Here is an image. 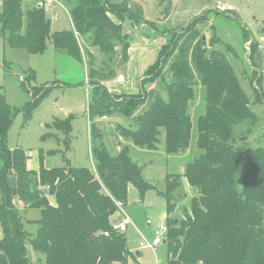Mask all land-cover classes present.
Returning <instances> with one entry per match:
<instances>
[{
    "label": "trees",
    "instance_id": "trees-1",
    "mask_svg": "<svg viewBox=\"0 0 264 264\" xmlns=\"http://www.w3.org/2000/svg\"><path fill=\"white\" fill-rule=\"evenodd\" d=\"M65 1L72 4L74 31L53 33L42 3L26 6L25 0H3L1 36L11 48L33 55L44 53L51 41L56 53L82 61L78 34L88 37L89 48L109 57L121 46L126 58L131 33L125 24L136 27L143 22L140 7H130L131 0ZM199 17L180 32H168L171 44H162L155 64L142 81V89L156 82L163 77L158 71L162 74L170 62L173 80L167 86L168 101L152 90L110 95L102 85L93 89L89 115L95 173L73 166L47 169L42 154L39 171L30 170L24 150L7 146L14 118L22 111L27 120L57 82L39 97L32 95L21 109L13 108L0 91V264H128L131 251L127 235L114 230L111 217L118 210L116 202L128 200L130 184L142 195L149 187L143 185L141 169L133 162L128 147L116 157L110 155L102 141L98 118L109 113L126 119L134 117L136 129L124 130L123 135L142 149L157 148L159 129L163 128L167 134L166 154H183L191 146L193 122L189 110L198 84L206 89L205 112L198 122L199 156L186 165L182 175L168 174L166 178V263L264 264V147H252L244 153L236 147L240 139L235 137L236 127L250 123L256 115L227 56L223 52H204V31L196 26L208 19L207 15ZM256 47L252 45L253 56ZM96 73L92 65L89 76ZM26 74L25 82L36 80L34 70ZM149 75L152 77L147 79ZM141 98L145 99L143 103ZM147 102L149 109L134 116ZM52 124L69 135L70 118L55 119ZM183 177L195 193L184 197L190 207L187 212L181 207L186 213L180 220L170 215L180 204L175 192ZM40 188L47 189V193ZM17 201L38 210L40 218H23ZM176 211L180 212L178 208ZM29 225L38 226L37 232ZM178 239L181 244L176 248ZM29 247L36 256L32 253L31 257Z\"/></svg>",
    "mask_w": 264,
    "mask_h": 264
},
{
    "label": "rangeland",
    "instance_id": "rangeland-1",
    "mask_svg": "<svg viewBox=\"0 0 264 264\" xmlns=\"http://www.w3.org/2000/svg\"><path fill=\"white\" fill-rule=\"evenodd\" d=\"M2 1L0 0V13L3 10ZM26 1L25 5L27 6ZM31 1H28V4L33 3ZM112 1L117 2L118 0ZM178 1L164 0L161 3V0H131L130 7H140L144 16L143 22L136 27H133L129 22L126 23L125 29L131 33L130 47L133 57L139 58L143 66L148 65L156 57L158 58L162 44H171L172 35L167 33L183 28L175 25V22L179 24L193 16L195 19L207 15L208 20L206 22L201 20L200 24L196 26L201 32L204 31L207 51L209 54L212 51L223 52L227 56L234 67L240 85L250 99L252 111L256 115V119L250 123L236 127L235 137L241 140H237L236 147L244 153L252 147H264V56H262L263 64L257 70L255 78L256 54L254 52V56L251 55L252 45L262 48L261 53L263 52L264 55V0ZM56 4V6H50L49 9L44 7L48 19L53 20L52 31H72L69 16L72 4L65 0H57ZM170 4L172 5L166 12V8ZM53 5H55V0ZM56 13L60 17L57 20ZM191 22L184 25V28L188 27ZM77 37L81 51L83 50L84 56H86L88 69L90 70L93 65L98 73L93 75L94 78L103 79L110 77V74H112L111 77H117L119 71L123 70L119 53L121 46L118 47L115 55L109 57L100 51L89 48L88 37H81L78 34ZM49 45L53 46L51 41H49ZM47 51L45 52L47 54L33 55L23 49L11 48L7 39L3 38L0 33V91L13 108L21 109L32 95L34 96L36 93L34 97H39L40 93H44L48 87L52 86L51 83L57 80L56 66L48 56L51 53L49 51L53 50ZM91 51L94 52L93 56ZM167 64L162 74L161 71H158L163 77L150 85L143 86L144 92L158 91L165 101H168L169 98L167 86L173 80L170 62ZM59 68L62 71L66 68L71 72V75L78 73L76 69L65 64H61ZM30 69L35 71L36 80L25 82L26 72ZM150 77L152 76L149 75L147 79ZM62 80L67 81L66 79ZM195 88L196 99L190 103L189 110L193 122L191 146L180 155L168 156L166 154L167 134L163 128L159 129L157 148L142 149L136 146L133 140L128 139L129 137L125 134L123 135L124 130L133 131L136 129L137 121L134 117L126 119L117 113H109L107 116H102L101 119L98 118L97 125L102 129V141L110 155L116 157L121 149L128 147L127 150L133 162L141 169L143 185L149 187V190L142 195L133 184H130L126 203L116 202L117 209L122 208L131 220L128 232L127 230L122 232L126 233L128 248L133 252V255L129 257L128 264H167L168 254L166 251L168 249L166 250L163 244L156 250H140L138 247L150 240L149 234L152 232L151 239H155L156 232L162 228L165 229L167 238L169 226L167 221L162 223L165 211L167 212V200L164 196L167 175L175 173L182 175L186 165L199 156L198 122L205 112L206 89L202 84H198ZM141 90L138 94L142 92ZM91 101L92 91L90 89L65 87L63 84L55 86L27 120L22 111L14 118L7 134L8 148L11 150L23 149L29 156L28 168H31L30 170L40 168L39 156L42 154L43 164L47 169L73 166L87 168L95 173L97 162L92 150V134L87 112ZM144 101V98L140 99L141 103ZM147 109H149L148 102L142 105L134 116L139 117ZM67 117L70 118L71 124L68 136L57 131L52 124L56 118L67 119ZM248 132L250 133L248 134ZM120 135L125 137H118ZM44 136L47 138L43 139ZM40 190L42 193H47L45 188H40ZM194 193L195 190L183 177L181 187L175 192L177 201L180 202L177 207L180 212L176 211V208L170 217L179 216L180 220L184 219V215L190 207L184 197L189 194L191 197ZM52 204L55 205L54 198ZM17 205L21 207L22 216L26 220L40 218L38 210L31 209L28 205H22L19 201H17ZM181 207L187 208L185 213L181 212ZM168 217L167 212V219ZM111 218L113 224L122 220L118 211ZM33 225H29L28 228L30 229ZM37 227L33 226L36 232ZM31 249L29 247L32 257ZM33 256L36 255L33 253Z\"/></svg>",
    "mask_w": 264,
    "mask_h": 264
},
{
    "label": "crops",
    "instance_id": "crops-1",
    "mask_svg": "<svg viewBox=\"0 0 264 264\" xmlns=\"http://www.w3.org/2000/svg\"><path fill=\"white\" fill-rule=\"evenodd\" d=\"M28 1H30V0L26 1L27 5H29V6L30 5L32 6L35 3H38V2L40 3L41 2V0H32L33 3L28 4ZM56 1L57 0H55V5H53V6L57 5ZM179 1H181V0H179ZM53 6H51V7H53ZM69 16H70V14H69ZM55 18H56V20L60 18L57 15V13L55 14ZM70 18H71V16H70ZM193 19H194V16L190 17L189 19L187 18L186 22H181L179 24H177L175 22V25H177L178 27H183L181 29H184V25H186L188 22H191ZM52 21L53 20H51V25H52ZM71 26H72V31H74V25H73L72 20H71ZM125 27H126V24H125ZM180 30H175L174 29L173 31H180ZM51 31H52V28H51ZM52 32L54 33V32H58V31L55 30V31H52ZM61 32H63V31H61ZM167 34H169V33H167ZM161 47H162V45H161ZM49 48H53V49H49ZM129 49L130 50H128V54H127L126 59H125V57L123 56L122 48H119L120 62L123 64V66H121L123 68V70L119 71L117 77H111L112 74H110V77L108 76V77L103 78V79L102 78L98 79V78H94V77H90L89 76V69H88V65H87V59H86V56H84V51L83 50H82V52H83V61L81 62V61H77L74 58L69 57L67 55L56 53L54 47L49 45L47 50H53V51H49L51 53H49L48 56L51 59V61L54 62L55 66H56L57 73H58L57 80L53 81L52 83L57 82L58 84L56 86H59V85L63 84L65 87H76V88L87 89V90L90 89V91H92V100H93V89L97 88V86H99V85H102L105 88H107L108 89V93L110 95H132V94L135 95V94L139 93V91L141 90L142 81L146 78L145 74L148 71V69L155 64V62L157 60V57H156V59L153 62L151 61V63H149L148 65L143 66L142 62L140 61L139 58L133 57L132 48L130 47ZM261 49L262 48H260V47H257V49H256V70H258L260 68V66L263 64V62H262L263 61V57L262 56H264V55H263V52L261 53ZM47 50L45 52H48ZM45 52L42 53V54H47ZM89 53H88V55H90ZM92 53H94V52L92 51ZM36 55H38V54H36ZM124 59H125V62H124ZM61 64H65L66 66H69V67H72L73 69H76L78 71L77 75H71V72L67 71L66 68H65L64 71H62L59 68V66ZM99 74H101V73H99ZM67 76H72V77H67ZM62 79H66L67 81H64ZM87 112H88V115H89V105H88ZM56 119H58V118H56ZM62 120H65V119H62ZM89 121H90V115H89ZM90 132H91V129H90ZM32 170H35V169H32ZM35 171H39V169H37ZM178 217H176V219H179ZM166 219H167V212L165 211L164 220L162 221V223H165L167 221ZM129 227L130 226H128V229H129ZM128 229H127V232H128ZM152 233L149 234L150 235V240L146 244H141L138 247L140 250L148 248L147 244L152 242V239H151L152 238ZM162 244L164 245V247H166L165 249L167 250L166 242L164 241V242H162ZM148 249H150V248H148ZM156 249H157V247L155 248V250ZM166 254H167V251H166ZM131 255H133V252H131Z\"/></svg>",
    "mask_w": 264,
    "mask_h": 264
},
{
    "label": "built area",
    "instance_id": "built-area-1",
    "mask_svg": "<svg viewBox=\"0 0 264 264\" xmlns=\"http://www.w3.org/2000/svg\"><path fill=\"white\" fill-rule=\"evenodd\" d=\"M53 3H54V0H42V4L46 6L47 8L53 5ZM117 211L121 214L122 220L121 222L120 220H118V222L115 225H113V228L114 230L118 232H124L127 230V227L130 224L131 220L129 219V217L126 215L125 211L122 208H118ZM165 232L166 231L163 228L157 231L155 234V239H153V242L151 244H147L148 245L147 247L154 249L158 245L162 244L165 238Z\"/></svg>",
    "mask_w": 264,
    "mask_h": 264
},
{
    "label": "water",
    "instance_id": "water-1",
    "mask_svg": "<svg viewBox=\"0 0 264 264\" xmlns=\"http://www.w3.org/2000/svg\"><path fill=\"white\" fill-rule=\"evenodd\" d=\"M202 44H203V50L204 52H206L207 48H206V37L205 36L202 37ZM210 60H212V57H210ZM175 243H176V248H178L181 244V240L180 239L175 240Z\"/></svg>",
    "mask_w": 264,
    "mask_h": 264
},
{
    "label": "clouds",
    "instance_id": "clouds-1",
    "mask_svg": "<svg viewBox=\"0 0 264 264\" xmlns=\"http://www.w3.org/2000/svg\"><path fill=\"white\" fill-rule=\"evenodd\" d=\"M40 3H42V0H41ZM42 5H43V4H42ZM43 6H44V5H43ZM51 6H53V5H51ZM44 7H46V6H44ZM48 8H49V7H48ZM250 46H251V45H250ZM115 224H116V223H115ZM115 224H113V225H115ZM130 224H131V222H130ZM130 224H129L128 226H130ZM127 229H128V227H127ZM106 234H107V233H106ZM166 239H167V238L165 237L164 240H163V242H164V241L166 242ZM152 242H153V239H152ZM152 242H151V243H152ZM151 243H149V244H151ZM160 245H161V244H160ZM158 246H159V245H158ZM158 246H157V247H158ZM155 248H156V247H155ZM155 248H154V249H155ZM147 249H148V248H147ZM150 249H152V248H150Z\"/></svg>",
    "mask_w": 264,
    "mask_h": 264
}]
</instances>
